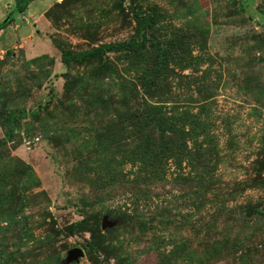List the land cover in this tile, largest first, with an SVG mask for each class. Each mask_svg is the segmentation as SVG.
Returning a JSON list of instances; mask_svg holds the SVG:
<instances>
[{
	"label": "rangeland",
	"instance_id": "1",
	"mask_svg": "<svg viewBox=\"0 0 264 264\" xmlns=\"http://www.w3.org/2000/svg\"><path fill=\"white\" fill-rule=\"evenodd\" d=\"M15 1L0 0V210L25 198L10 230L0 219V259L63 264L77 248L68 264H264V0ZM119 43L133 48L60 63ZM146 104L186 123L207 163L168 160L145 181L128 155L154 136ZM84 215L108 227L65 237Z\"/></svg>",
	"mask_w": 264,
	"mask_h": 264
},
{
	"label": "trees",
	"instance_id": "2",
	"mask_svg": "<svg viewBox=\"0 0 264 264\" xmlns=\"http://www.w3.org/2000/svg\"><path fill=\"white\" fill-rule=\"evenodd\" d=\"M32 0H16L15 1V8L13 9L12 13H21L24 9V6L27 5ZM132 1V0H131ZM135 14V13H134ZM136 24L139 26V19L137 18L136 14L134 17ZM10 21V17L4 19L0 22V30L3 29L8 22ZM155 47L154 45H151ZM143 47V44H139L136 48ZM133 48L132 44L130 43H119V44H110V45H102L88 51L86 53H82L80 55L74 56L69 53H61V60L60 63L67 65L69 60H79V59H87V58H95L98 56L102 51H109V50H131ZM155 58L162 63L164 60V51L161 50L162 48L155 47ZM66 77L65 73L62 75ZM8 116V117H7ZM7 118H11L12 115H7ZM139 120L142 121L144 125V129L146 133H152L154 135L152 138L148 137L145 141L143 148L141 147H134L133 150L129 152L128 157L131 158V164L139 165L140 173H144L145 181L152 180V178L161 179V174L165 175V165L170 160V164L176 168L181 169V164L184 162L190 168H195L198 162L202 164H206V159L208 156V151L203 150L202 147H188L186 141L192 137V130H185L184 124L178 121L177 115H165V112L154 105L146 104L145 107L142 109L139 115H137ZM136 117L134 116L133 119ZM13 120V118H11ZM2 127V124H1ZM136 127V125H133ZM9 138V132H5L2 139H0V145H3L6 140ZM115 142H119L118 136H113ZM22 164V168L20 171H17L18 174V183L17 186L22 188L23 183L26 185H30L31 178V169L28 165ZM10 171V170H8ZM200 174H195L194 180L197 183L207 184L209 180L203 179L201 177H206L205 173L199 176ZM177 178H182L177 177ZM23 190V188H22ZM17 204L14 207H10L4 204L5 207L0 210V219L4 221L5 228H2L3 231L10 230V222L12 219L15 218H23L21 216V211L23 208V204L21 199L25 198L23 194H19L17 192ZM6 201V200H5ZM3 206V205H2ZM256 215L260 216L263 215L259 211L256 210ZM252 214L247 213V218L245 219L246 223H252L259 221V219H249ZM254 215H252L253 218ZM9 225V226H8ZM23 228V227H21ZM100 224L99 219L96 215H84L81 217L80 220L73 222L67 226H65L62 230V233L65 237H72L76 236L81 233H88L90 237H100ZM233 244L235 241H228L223 240L222 242L215 241L211 243V252L218 253L220 251H225L229 247L228 244ZM213 245V246H212ZM89 246H93L90 244ZM228 246V247H227ZM2 251H0L1 253ZM10 260L9 256H6L5 259H0V264H6Z\"/></svg>",
	"mask_w": 264,
	"mask_h": 264
},
{
	"label": "water",
	"instance_id": "3",
	"mask_svg": "<svg viewBox=\"0 0 264 264\" xmlns=\"http://www.w3.org/2000/svg\"><path fill=\"white\" fill-rule=\"evenodd\" d=\"M105 227H108V223L105 221V218H103L100 222V228L104 229ZM81 256H82V251L80 249L77 248L71 249L70 251L67 252L66 259L63 262V264H68L69 262L77 259V257H81Z\"/></svg>",
	"mask_w": 264,
	"mask_h": 264
},
{
	"label": "crops",
	"instance_id": "4",
	"mask_svg": "<svg viewBox=\"0 0 264 264\" xmlns=\"http://www.w3.org/2000/svg\"><path fill=\"white\" fill-rule=\"evenodd\" d=\"M32 13H33V16L31 17V19L37 17V15H39L38 17H40V15H41L42 12H34V11H33ZM3 30H4V29H1L0 32L2 33ZM35 34L37 35V38H38V37H39V33L35 32ZM17 41H18V42H22L19 46H22V44L24 43V40H20V39H18Z\"/></svg>",
	"mask_w": 264,
	"mask_h": 264
}]
</instances>
